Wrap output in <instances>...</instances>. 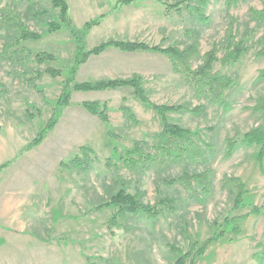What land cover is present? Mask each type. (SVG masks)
Returning <instances> with one entry per match:
<instances>
[{
    "label": "rangeland",
    "instance_id": "1",
    "mask_svg": "<svg viewBox=\"0 0 264 264\" xmlns=\"http://www.w3.org/2000/svg\"><path fill=\"white\" fill-rule=\"evenodd\" d=\"M117 1L66 0L76 29L105 16L87 35L88 49L111 39L184 48L189 44L184 36L189 28L199 33L200 52L204 54L223 41L233 20L235 41L243 44L244 52L228 66L214 64L216 72L234 83L223 93L227 110L214 106L200 115L192 114L191 110L202 103L193 99L192 85L183 74L173 72L165 55L134 54L123 58L121 64V58L114 56L117 65L110 63L111 52L93 56L75 78L81 83L139 75L152 103L183 107L167 118L188 129L204 151L207 160L188 170L210 171L211 193L206 199L198 194L202 200L198 202L180 186L163 184L178 176L183 164L163 171L152 167L144 172L123 166L120 155L124 151L136 141L152 145L162 130L157 115L134 99L128 89L76 92L54 130L39 146L23 152L53 113L75 45L65 29L36 42L21 41L5 53V59L0 58V165L9 162L0 173V264H173L170 246L185 249L183 229L199 243L213 233H222L194 264H264V167L257 160L258 147L236 146L229 157L225 156L227 139L240 140L261 124L262 118L253 107L264 95V82H256L264 68V59L258 56L264 22L249 15L250 10H261L260 0L239 2L230 9L224 0L211 1L205 11L209 21L203 26L191 21L187 13L168 8L184 0H149L123 7H117ZM7 5L36 33L45 31L57 14L50 0H2L0 9ZM18 35L0 32V55L5 43L13 45ZM22 48L26 51L20 52ZM37 53L55 59L37 63ZM222 55L220 52L218 57ZM48 69L59 70L61 75L53 78L44 72ZM84 102L106 105L113 137L82 107ZM121 107L131 110L137 124L126 120ZM82 146L93 152L89 155L90 167H62L61 163L82 157ZM225 177L239 178L246 191L242 205L234 211L232 197L223 187ZM157 187L162 189L160 196L176 199V212L164 211L152 220L129 221L126 230L109 228L112 209H96L122 188L138 193L143 203L153 205ZM235 216L244 217L237 235L224 223L227 217Z\"/></svg>",
    "mask_w": 264,
    "mask_h": 264
},
{
    "label": "trees",
    "instance_id": "2",
    "mask_svg": "<svg viewBox=\"0 0 264 264\" xmlns=\"http://www.w3.org/2000/svg\"><path fill=\"white\" fill-rule=\"evenodd\" d=\"M2 0H0L1 3ZM149 0H119L116 2L117 7L131 5L135 2ZM161 2V0H155ZM211 1L215 0H184L168 6L175 9L177 12H185L190 17L191 21L198 25H207L208 17L205 14L206 8ZM246 0H224L227 9L232 8L239 2ZM261 10H250L249 15L252 20L264 22V0H260ZM52 8L57 11L55 20L47 23L45 31L36 33L31 31L23 22L20 15L17 14L13 7L7 5L0 9V32L13 31L18 32V37H15L14 44L4 45L0 58L5 59V53L11 48L20 44L21 41H38L44 35L54 34L61 29H65L75 45V53L70 62L65 81L62 83L61 94L58 97L53 113L47 124L41 129L36 137L25 145L23 152H28L39 146L46 138L47 134L52 132L58 123L63 110L70 105L71 96L74 92H103L109 90L128 89L130 94L142 103L145 107L151 109L159 118L162 124V130L157 136V140L152 145L147 142L136 141L130 150H126L123 156L120 155V160L123 166L129 171L144 172L152 167H157L163 171L174 165L183 164L182 172L169 180H164L165 186H180L184 193L194 197L198 202H202L201 196L205 199L210 195L211 172L190 171V167L202 164L207 160L204 151L192 139V133L179 125L170 123L167 115L183 110V107L174 105H156L152 103L146 91L143 88L142 79L139 75H133L127 79H105V80H87L81 83L75 82V78L81 68L91 56H99L108 49H115L120 52H145L165 55L171 63L172 70L175 73L184 75L188 84L193 87V99L201 105L196 106L191 110L192 114L200 115L209 107L222 106L228 109L227 103L223 100V93L228 90L234 83L233 80L225 75L214 70V64L219 62L221 66H228L236 62L244 52V46L241 42H236L235 29L233 20L228 23L223 41L214 44L207 52L201 54L199 45V33L194 29H187L184 36L189 40V44L184 48L168 47L161 48L159 46H148L144 43L123 41V40H107L101 42L97 46L88 49L86 46V38L89 32L100 24V21L105 17L100 15L86 22L81 28L76 29L69 15V6L66 0H50ZM260 49L258 56L264 59V34L259 42ZM26 51L25 48L20 49V52ZM223 52L221 58L218 54ZM12 54V52H11ZM55 58L47 53H37L34 60L37 63L44 61H52ZM194 63H198L194 67ZM51 77H59L61 71L48 69L44 71ZM264 82V68L258 72L256 82ZM2 94V84L0 83V96ZM82 107L91 115L96 116L101 123L106 127L107 135L111 138L114 135L109 126V118L107 115V107L105 104L97 102H84ZM121 111L126 120L137 124L134 114L128 107H121ZM253 112L261 116V124L245 133L240 140L227 139L225 142L226 153L229 157L236 146L249 148L251 146L258 147L257 160L260 166L264 167V95L255 100ZM208 146H206V149ZM82 157L76 156L67 163H61L62 167H71L81 170H86L90 167L89 155L92 150L82 146L79 148ZM116 149L113 150L114 154ZM9 165V162L0 165V173ZM198 190H196V187ZM223 187L232 197V211L237 210L242 205V198L246 191L244 184L236 177H225L223 179ZM157 200L153 205H148L142 202L138 193L131 194L124 188L113 194L104 203L99 204L96 209H112L113 213L109 220V228H127L128 222H134L137 219H157L164 211L176 212L177 201L174 198L162 197L161 187L156 188ZM204 199V200H205ZM204 202V201H203ZM244 217L235 216L227 217L224 220L226 225H231L233 234H239L240 223ZM181 233L186 241L185 249L170 246L174 255L173 264H194L205 251L217 243L222 237V233H213V235L204 243L196 242L185 231Z\"/></svg>",
    "mask_w": 264,
    "mask_h": 264
},
{
    "label": "crops",
    "instance_id": "3",
    "mask_svg": "<svg viewBox=\"0 0 264 264\" xmlns=\"http://www.w3.org/2000/svg\"><path fill=\"white\" fill-rule=\"evenodd\" d=\"M61 31V30H60ZM59 32V31H58ZM55 34V33H54ZM69 41H71V38H69L68 39ZM29 41H31V40H29ZM39 41V40H38ZM34 42H36V41H34ZM109 50H114V51H109ZM111 52V57H112V59L110 60V63L111 64H113V65H117L116 64V60H115V58H114V56L115 57H117V58H121V60H120V62H119V64H121V61L123 60V58H127L128 56H131V55H134V54H143V53H145V52H132V53H128V52H120V51H118V50H115V49H108V50H106L105 52H103L101 55H99V56H97V57H95V58H98V57H100V56H102V55H105V54H107V53H110ZM74 56V55H73ZM93 56H91L90 58H92ZM89 60L90 59H88L87 60V62L84 64V65H82L81 66V68H83L88 62H89ZM81 68H80V70H81ZM80 70H79V72H80ZM115 79H118V78H115ZM120 79H125V78H120ZM87 81V80H86ZM76 92H74L73 94H72V98H71V100L74 98V94H75ZM84 93H90V92H84Z\"/></svg>",
    "mask_w": 264,
    "mask_h": 264
}]
</instances>
